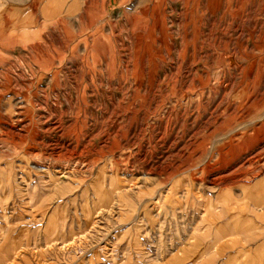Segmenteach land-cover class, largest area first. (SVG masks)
Instances as JSON below:
<instances>
[{"label": "rangeland", "instance_id": "1", "mask_svg": "<svg viewBox=\"0 0 264 264\" xmlns=\"http://www.w3.org/2000/svg\"><path fill=\"white\" fill-rule=\"evenodd\" d=\"M45 12L0 26L3 264H189L264 225V0Z\"/></svg>", "mask_w": 264, "mask_h": 264}, {"label": "crops", "instance_id": "2", "mask_svg": "<svg viewBox=\"0 0 264 264\" xmlns=\"http://www.w3.org/2000/svg\"><path fill=\"white\" fill-rule=\"evenodd\" d=\"M76 1L80 0H0V26L7 22H14L18 23L20 28L24 24L29 25L27 22L45 19L47 4ZM0 167H3L1 161ZM0 199L3 200L0 228L7 231L5 192L0 193ZM251 210V205H248L241 214L232 216L227 214L225 220L216 223L215 226L219 224L217 228L222 227L224 231L218 238L209 237L207 245L197 246L189 264H264L261 243L253 241L255 232L264 229V225L257 222L259 225L253 226L252 222L256 219ZM0 252L4 253L5 258H2L0 254V264L8 262V242L0 245ZM165 263L173 264V262L170 263V259H167Z\"/></svg>", "mask_w": 264, "mask_h": 264}]
</instances>
